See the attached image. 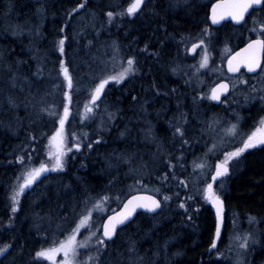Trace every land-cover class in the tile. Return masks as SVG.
<instances>
[{
  "label": "trees",
  "instance_id": "16d2710c",
  "mask_svg": "<svg viewBox=\"0 0 264 264\" xmlns=\"http://www.w3.org/2000/svg\"><path fill=\"white\" fill-rule=\"evenodd\" d=\"M130 1L0 0V247L11 245L0 256V264H40L35 253L50 239L60 238L87 203L116 208L135 193L130 192L134 187L156 196L161 209L154 216L138 215L119 231L115 251L104 249L99 264H228L214 254L223 246V231L217 247L210 250L216 239L215 219L196 194L206 181L192 179L205 172L202 150L209 117H201L188 105L190 96L180 81L185 75L177 81L172 70L184 49L202 39L203 45L213 48L242 46L254 38L247 27L264 25V12L252 13L239 27L223 24L213 29L208 8L214 0H180L175 7L176 0H149L143 16L137 14L133 20L119 15ZM109 11L116 14L111 23ZM16 25L23 26V34L13 35ZM62 38L63 55L58 50ZM111 45L139 68L134 78L117 87L109 85L104 94L109 109H117L116 121L106 126L107 131H97L95 116L82 121V148L66 150L63 170L49 172L33 195L22 196L18 211L12 213L11 196L21 181L17 177L27 166L50 160L48 145L57 130L58 114L65 106L71 111L64 93L81 105L87 101L95 72L113 60ZM61 60L73 78L71 90L60 73ZM38 67L41 71L36 75ZM9 98L18 107L10 105ZM176 103L177 120L188 117L179 125L187 143L174 135L171 126ZM147 110L149 119L142 113ZM247 112L252 117L241 128L258 127L262 107ZM181 114L185 118L180 119ZM140 119L148 120L144 130ZM147 135L153 139L145 143ZM126 157L130 163L124 162ZM239 160L240 170L228 176L221 189L223 208L227 214L259 222L251 258L264 263V147L246 152ZM164 196L170 199L164 201ZM132 246L134 251H129Z\"/></svg>",
  "mask_w": 264,
  "mask_h": 264
},
{
  "label": "rangeland",
  "instance_id": "374dc122",
  "mask_svg": "<svg viewBox=\"0 0 264 264\" xmlns=\"http://www.w3.org/2000/svg\"><path fill=\"white\" fill-rule=\"evenodd\" d=\"M148 1L149 0H145V5L142 6V11L138 13V17H142L143 14L141 13L146 12V6L148 4ZM131 2L132 0L130 1V3ZM133 17L134 16H131L130 19L133 20ZM118 18L123 19L121 17ZM254 28L256 29L255 31L253 30ZM262 28H264V25L262 23H259L256 25V27H247V31L252 33L254 37L262 38L259 35L260 30ZM191 45L192 44L188 45L184 49V52H182V55L178 57L179 59L174 63L177 68L175 69V71L172 70V72L174 73L175 77H177V81L180 80L182 75H185L183 78L191 80L184 81L185 85L183 86L184 90H186L188 92V95L190 96L188 98L191 102H189L188 105H190V107L194 111L199 112L201 117H205V115H208L209 117L207 118L208 122L206 124L207 128L205 130L204 136L206 138H204V148L202 150L204 153L203 159L205 158L204 160L206 161L205 172H200L201 175L197 174L192 178L195 182H199L200 180L206 181L205 184L201 186L199 191H196V194L201 196L202 202L206 204L207 200H205L204 198V191L207 183L210 182L212 175L215 174V165L217 164L219 159L224 157L225 154H227L228 152H231L234 148L242 146V142L247 138V135L251 134V132L255 131V129L257 128L256 124L255 127H249L246 130H243L241 128V124L243 123V121L252 117V114H247V111L251 109L256 113L258 111H261L262 107L263 112L258 118V121H260L261 118H264V100L261 99V97H264V74L259 73V75L252 78L250 81H245L246 83L240 81L241 79L239 81H229L232 86L231 94L223 102L222 106L220 107L221 109L215 112L209 111L207 110V103L209 99L210 89L217 82H219L220 79L225 78V73L223 71V62L234 49L230 48L229 46L223 45L217 50L211 47L210 45H202L197 51L196 55L190 58L188 57L187 52ZM100 48L104 49L103 46H100ZM204 49H207L206 54L208 57V61L207 65L201 68L200 63L204 55ZM110 50L112 53L111 57L113 58V60H115H112L111 63L109 62V65L105 66L104 68H100L97 72H95L96 82H98L99 78L101 77L107 75H115L116 73L122 71L124 68L128 67L127 61L124 60L122 54L119 52L117 47L111 45ZM134 67L135 71L127 75L126 78L120 83L110 81L105 88L104 94L110 90L109 85L117 87L122 82L127 80L129 81L131 78H134L136 75H138L139 68H137L136 65H134ZM73 88L75 87L73 86ZM90 91L87 101H85L83 105H81L80 102H78L77 100H72L70 103L71 111L65 126V145L63 149L65 153L68 149L79 150L82 148L83 143L80 141L82 124L81 122H84L85 119L88 120L90 117L95 116L97 131H107L108 128H106V126L112 125L117 119V109H109L110 104L107 103L108 98L106 96H103L102 100L98 104H96L91 113H86L85 105H89L88 101L90 98ZM177 97H179V95ZM148 104H150V102ZM109 113L114 114V118L111 120H109ZM142 113L144 114V116L146 115V117L150 118L149 115H147L144 111ZM136 114H140L139 111H137ZM59 117H62V110L61 113L58 114V119ZM176 117L177 111L175 112V116L173 118L174 124H176ZM187 118L188 117H186L184 121L177 120V124L180 125L182 122H185ZM233 125H236V134H231L228 131V129H230ZM144 139L150 140L149 137H145ZM76 145H79V149H77ZM142 156L145 157L144 154H142ZM42 163L46 164L49 169H51L52 165L54 164V160L50 159ZM40 164L41 163L37 164L36 166L31 165L30 167L27 166L26 171H24V173L33 168H37ZM241 164L242 162L240 160L234 161L231 165L232 168L229 175H232L239 171L241 168ZM49 172L57 174L58 172H60V170H49ZM227 177L228 175L223 177L222 182L220 181L214 189V192L220 196L221 200V189H223L224 181ZM42 180L43 179H41L38 183H41ZM20 183H22V180L19 182V184ZM38 183H36L35 185H33L32 188H30L29 190L27 189V191L21 194L18 197L19 201L22 196L26 194L33 195L34 187ZM19 184L17 185L16 190L18 189ZM130 189L132 190L130 192H140V190L136 187ZM96 203L97 202L87 203L84 210L80 211L78 214L73 216L72 224L62 231L63 235H61L60 238L57 239H50L49 244L45 248L50 247L54 240H63L65 236L71 231V229L76 226L79 220L87 214L88 210H92L91 218L87 221L84 227L80 228V231L76 237L77 241L84 245V247H80L77 249L78 254L76 257V264H99V258L101 257L102 252L107 250V248H110L111 250L113 249L115 251L116 246L118 245L117 239V241L113 240L111 242L106 243V248L99 245L98 240L102 239L101 226L104 218L113 211H115L118 207L110 208V206L101 202V208L93 210V205ZM207 205L210 207L209 210H211V212L213 213L212 206L209 203H207ZM223 213L225 219L223 229V246L217 249L214 254L218 257L224 258L228 264H238V262L239 264H256V262L253 261L254 259L251 258L254 252V249L252 247L255 246L256 243L253 244L250 240L249 248L247 250H242L238 247V241L235 239V236L238 234L243 235L245 233H250L252 239H255L257 241V238L259 237L260 233L258 230L259 222L255 220L250 223L249 217H244L241 219L236 216V218L232 213H225L224 208ZM213 217V219H215L214 213ZM188 223L190 224L191 220H188ZM181 226L184 230L188 231V226L184 224H181ZM55 259L56 264H60V261L63 260V255L58 254ZM35 261L39 262L40 264H52L51 261H47L43 258H37L36 256ZM259 264L264 263L259 262Z\"/></svg>",
  "mask_w": 264,
  "mask_h": 264
},
{
  "label": "snow or ice",
  "instance_id": "6c2138e0",
  "mask_svg": "<svg viewBox=\"0 0 264 264\" xmlns=\"http://www.w3.org/2000/svg\"><path fill=\"white\" fill-rule=\"evenodd\" d=\"M180 0H176V3L173 4V7L178 6ZM186 2V0H185ZM142 5H145V0H132V2L119 13L120 16H136L138 13L142 11ZM84 4H79V8H83ZM252 12H249V10ZM257 11L264 12V0H218L217 3L211 6V21L213 24H219L222 20L226 18H230L232 21L236 23H241L245 21V15L249 16L252 13ZM116 14L112 11L107 12L108 22L111 23ZM253 23H256V20H253ZM256 30L255 28L253 29ZM24 28L22 25H16L12 28L13 35H21L23 34ZM206 31V30H205ZM39 34V33H37ZM260 37L251 40L246 47H244L240 52L236 53L228 60V71L232 73H237L240 71L241 67L247 69L249 73H257L259 69L260 73L264 74V66H262V57H264V28L260 30ZM205 41L202 39L200 41V45H203ZM200 45L193 44L191 51L195 52L197 47ZM58 50L61 55L64 54L65 51V39H60L58 41ZM147 50V45H145L144 51ZM207 49H204V55L200 63V67L203 68L207 65L208 57H207ZM153 55H159V53H153ZM127 68H124L122 71L116 73L115 75H107L99 78L98 82L93 80V83L90 85V101L91 106L85 105L86 113H91L93 108L96 106V102L100 100L101 94L104 93L105 86L109 84L110 81H115L116 83H120L122 80L126 78L127 75L133 73L135 71V61L134 59L127 60ZM40 68L38 67L36 75H39ZM175 71V69H173ZM60 73H62L64 80L67 82V88L71 90L73 88V78L69 74V68L65 65L64 61H60ZM14 79V77H13ZM245 82V81H242ZM246 83V82H245ZM15 87V84H13ZM155 87V85H153ZM228 91L227 84H221L217 88H213L211 90V99L212 100H220V94L222 92ZM159 94V93H157ZM65 99L70 103L71 96L68 93H64ZM133 100H136V97H132ZM264 100V97H261ZM9 104L18 107L15 104V101L12 98H9ZM43 111H47L44 109ZM50 116L56 115L55 113L48 112ZM69 116V109L67 106L64 107L63 116L59 117L58 123L59 128L55 131V133L50 137L49 140V157L54 160V164L51 169L44 164L41 163L38 168H33L25 173H22L20 177H17L18 180H22V183L19 184L18 189L11 196V211L12 213H16L18 211L19 199L18 197L24 193L26 188L31 187L33 182L40 176L41 173L46 171H62L64 168L63 156L64 145H65V122L67 121ZM109 120L114 118V114L109 113ZM184 116L181 114L180 119H183ZM186 122V121H185ZM259 125L255 131L251 132V134L247 135V138L243 140L242 147L237 148L235 151L228 152L225 156L223 162L217 163L215 165V174L212 175V181H216L217 178L226 175L229 171V161L238 158L242 153L247 151L248 149H253L258 146H264V118H261L259 121ZM174 127V135H179L182 139L183 143H187V140H184V132L182 131L181 126L171 125ZM229 133L236 134V125H233L230 129H228ZM149 134L151 133V129H148ZM125 133L121 132L123 136ZM98 142V141H97ZM77 149H79V145H76ZM91 147V144L88 145ZM71 149H69L70 151ZM21 163H23V158H19ZM125 163H130V157L124 158ZM197 167L203 168V165H197ZM183 183V181H181ZM204 198L208 202H210L213 207L216 209V230L215 237L210 245V250L215 249L217 247V239H219L221 235V225L223 223V201L220 196L217 195L213 191V184L207 183ZM107 199V198H102ZM170 197L164 196V201L169 200ZM162 202L157 200L153 196H138L134 195L130 199L127 200L126 203L123 204V208L120 212L109 216L107 222L103 224V236L107 240H111L112 237L116 234L117 226L124 225L126 221H129L130 217L136 212L137 209H145L148 212H156L157 209H160ZM179 207L184 208L185 205L181 203ZM101 204L97 202L93 205V210L100 209ZM91 211L88 210L87 214L84 215L76 226L71 229V231L65 236L63 240L52 242V245L48 248H42L41 250L35 253L37 258H43L47 261H51L52 264H56V256L58 254L63 255V260L60 261V264H76L77 257V249L80 247H84L83 244L77 241V234L80 231L81 227H84L87 221L91 218ZM255 221L254 217H249V222L252 223ZM235 239L238 241V247L242 250H247L249 248V241L251 240L253 244L257 243L255 239H252L250 233H245L243 235H236ZM98 244L107 247L105 239H99ZM11 245L7 244L3 247H0V255L7 252L8 248ZM129 251H134V246L129 248ZM98 259V258H97ZM142 259V258H141ZM239 264V262H238Z\"/></svg>",
  "mask_w": 264,
  "mask_h": 264
},
{
  "label": "water",
  "instance_id": "95a60500",
  "mask_svg": "<svg viewBox=\"0 0 264 264\" xmlns=\"http://www.w3.org/2000/svg\"><path fill=\"white\" fill-rule=\"evenodd\" d=\"M217 2H218V0H215L214 2H212L211 5H210V7H209V10H208V23H209V25H210L212 28H214V29H218V28H220V27L222 26V24H224V23H229L230 25H232V26H234V27H238V26H240V25H242V24L244 23V21H242L241 23L238 24V23H236L235 21H232L230 18H226L225 20H222L219 24H213L212 21H211V18H210V17H211V6H212L213 4H215V3H217ZM251 11H252V10L250 9L249 12H251ZM247 16H248V14L245 15V19H246ZM64 29H65V25H63L62 32H63ZM254 39H256V38H254ZM251 40H253V39H251ZM251 40H249L248 42H246L245 44H243L241 47H239L238 49H236L234 52H232V53L228 56V58H227L226 61H225V65H224L225 72H226L227 75L234 77V76L239 75L241 72H244V74L247 75V76H255V75L258 74L259 69L257 70V73H249V72H247V69L244 68V67H241L240 71L237 72V73H232V72H229V71H228V60H229L232 56H234L236 53L240 52L244 47H246V45H247ZM197 45H200V44L197 43ZM199 47H200V46H199ZM199 47H197V49H198ZM191 49H192V47H191V48L189 49V51H188L189 56H193V55L195 54V52L197 51V49H196V51L193 52V51H191ZM261 63L263 64V57H262V61H261ZM221 84H227V85H228V91H227V92H222V93L220 94V100H219V101H217V100H212V99L210 98V97H211V90H212L213 88H217V87H218L219 85H221ZM105 88H106V86H105ZM230 88H231V87H230V84H229L227 81H219V82H217V83H216V84L210 89L209 98H210V102H211V104L214 105V106L219 105V104L222 102V100H223L224 98H226V97L229 95V93H230ZM104 90H105V89H104ZM103 94H104V93L101 94V98H100V100L102 99ZM100 100H98L96 103H98ZM67 104H68V101H67ZM88 104L91 106L90 98H89ZM63 112H64V109H63V111H62V116H63ZM69 113H70V110H69ZM68 117H69V116H68ZM66 122H67V121H66ZM66 122H65V125H66ZM58 128H59V123H58V125H57V129H58ZM47 173H48V171L43 172V173L40 174L39 177L44 176V175H46ZM39 177H38V178H39ZM38 178H37V179H38ZM217 179H218V178H217ZM214 182H215V181H213L212 184H213ZM134 195H138V196H153V195H151V194H149V193H134V194H131L130 196H128V197L123 201V203L121 204V206L119 207L118 210H116L115 212L109 214V215L104 219V221H103V223H102V226H103L104 223L107 222V219H108L109 216H112V215H114V214L120 212V211L122 210V208H123V204L126 203L127 200L130 199V198H131L132 196H134ZM153 197H155V196H153ZM155 198H156V197H155ZM156 199H157V198H156ZM157 200H158V199H157ZM209 204H210V205L212 206V208L214 209V214H215V230H216V223H217V221H216V209L213 207V205H212L210 202H209ZM159 210H160V209H157L156 212H148V211H146L145 209H137L136 212L132 215V217H130L129 221H126L124 225H118V226H117L116 234H117L118 230H120V229L124 228L125 226L129 225V224L135 219V217H136L137 214L141 213V214H146V215H155V214H157V213L159 212ZM222 215H223V214H222ZM223 224H224V218H223V223H222V225H221V233H222V231H223ZM101 233H102V237H103V239L107 240V239L103 236V227L101 228ZM116 234L112 237L111 240H113V239L116 237ZM215 238H216V237H215ZM107 241H110V240H107ZM217 241H218V239H217ZM217 241H216V242H217Z\"/></svg>",
  "mask_w": 264,
  "mask_h": 264
},
{
  "label": "flooded vegetation",
  "instance_id": "af4514ba",
  "mask_svg": "<svg viewBox=\"0 0 264 264\" xmlns=\"http://www.w3.org/2000/svg\"><path fill=\"white\" fill-rule=\"evenodd\" d=\"M208 10H209V8H208ZM215 49H219V47L218 48H215ZM238 49V48H237ZM236 49H234L233 51H235ZM232 51V52H233ZM231 52V53H232ZM197 53V52H196ZM196 53L193 55V56H189L188 55V53H187V55H188V57H190V58H192V57H194L195 55H196ZM230 53V54H231ZM229 54V55H230ZM228 55V56H229ZM228 56L226 57V59L228 58ZM226 59L224 60V62H223V71H224V64H225V61H226ZM263 65H264V57H263ZM262 65V66H263ZM224 73H225V71H224ZM260 73V72H259ZM259 73L257 74V75H259ZM256 75V76H257ZM256 76H253V77H250V76H246L243 72H241L238 76H235V77H231V76H228L226 73H225V78H223V79H220L219 81H239L240 79V81H250L252 78H254V77H256ZM180 81H191L190 79H186V78H183V79H181ZM231 85V84H230ZM231 90H232V86H231ZM231 93V92H230ZM230 95V94H229ZM131 97H134V96H131ZM159 98H161V96H159ZM228 97H226V98H224L223 100H222V102L219 104V105H217V106H214V105H212L211 104V102H210V100L208 99V106H207V110H209V111H213V112H215V111H218L219 109H221L220 107L222 106V104H223V102L227 99ZM149 103V102H148ZM146 104V107H149L150 106V104ZM152 105H154V104H152ZM175 109H176V111L178 112L179 110H177V104H175ZM148 111V110H147ZM148 113V112H147ZM146 113V114H147ZM145 119H149L148 117H146ZM145 119H140V121H142V122H140V121H135V123H138V122H140L141 123V125H143V130H144V127H145V129H146V126H148V120H145ZM133 123H134V121H132ZM174 125H177V117H176V124H174ZM177 136V135H176ZM147 137H149L150 138V140H152L153 139V137H150L149 135H147ZM150 140L149 139H147V140H145L146 142H150ZM155 143H158V139H157V141L155 142ZM240 147H242V146H240ZM262 147H264V146H258V147H256V148H253V149H260V148H262ZM237 148H239V147H237ZM237 148H234L232 151H235ZM250 150H252V149H248L247 151H245L244 153H242L241 154V156L240 157H238V158H234V159H232V160H230L229 161V171H228V173L226 174V175H224V176H222V177H219L214 183H213V191H214V189H215V187H216V185L221 181L222 182V178L223 177H225V176H230L229 175V173L231 172V165H232V163L234 162V161H236V160H239L246 152H248V151H250ZM231 151V152H232ZM225 156H226V154H225ZM225 156L224 157H222L221 159H219V161L217 162V163H220V162H223L224 161V159H225ZM44 178V176L43 177H39L38 179H36L34 182H33V184L31 185V187H29V188H26L25 189V191H27V189L29 190L30 188H32L33 187V185H35L36 183H38L41 179H43ZM213 181H212V179H210V182L209 183H212ZM24 191V192H25ZM140 215V214H139ZM138 216V215H137ZM223 216H224V213H223ZM225 220V219H224Z\"/></svg>",
  "mask_w": 264,
  "mask_h": 264
},
{
  "label": "bare ground",
  "instance_id": "6f19581e",
  "mask_svg": "<svg viewBox=\"0 0 264 264\" xmlns=\"http://www.w3.org/2000/svg\"><path fill=\"white\" fill-rule=\"evenodd\" d=\"M182 78V77H181ZM232 91V90H231ZM222 124V123H221ZM225 124V123H224ZM257 126V125H256ZM229 224V223H228Z\"/></svg>",
  "mask_w": 264,
  "mask_h": 264
}]
</instances>
